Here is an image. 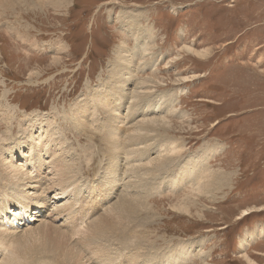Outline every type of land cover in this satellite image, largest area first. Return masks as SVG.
Instances as JSON below:
<instances>
[{
  "label": "rangeland",
  "instance_id": "obj_1",
  "mask_svg": "<svg viewBox=\"0 0 264 264\" xmlns=\"http://www.w3.org/2000/svg\"><path fill=\"white\" fill-rule=\"evenodd\" d=\"M9 1L6 2L8 4L0 5V194L7 191L5 184L14 183L6 177L7 169L3 164L5 158L9 159L6 151L15 153L14 143L22 144L27 138H38L51 128H55L58 135L65 133L64 148L73 152V156L68 154L69 150L66 152L70 161L75 160L71 164L80 170L81 175L84 172L82 177L79 174L80 184H88L89 187L93 183L98 184L101 180H97L104 175L105 159L109 154L106 128L114 125L105 120L107 114L104 112L109 110L108 106L112 109V105L103 100L101 104L105 108H100L101 104L92 101L93 98H100L97 94L100 87L117 92L124 89L125 96L129 94L127 100L131 90L137 97L141 92L154 93L155 98L151 101L157 100L159 93H170L176 99L174 107L178 113L170 118L173 127L168 134L177 145L184 147L183 158H193L205 147L214 150L216 147L218 152L209 153L208 170L233 172L236 175L229 188L217 192V200L206 193L191 196L186 190L176 191V195L181 196L176 201L159 195L152 196L149 198V210L138 215L135 220L137 224L140 222L138 225L144 223L143 226L135 223L131 225L135 227L124 231L126 242H114L112 236L105 241L114 244V249L123 246L128 248L130 245V252L141 249L139 253H150L152 256L166 252L173 246L176 248L190 243L192 255L183 264H247L243 260L245 255H249L257 264H264V0H72V4L62 10L53 8L49 0ZM125 10L141 11L143 33L145 38L150 34L155 49L143 61H134V79L121 89L118 84L114 85L118 77L112 80L118 48L123 40L125 49L128 47L129 51H134L136 46V41L126 32L129 27L120 18ZM185 44L195 50L207 51V57L201 59L184 53L181 47ZM108 78L111 81L108 82ZM119 78V81L124 79ZM183 78L189 81L181 83ZM142 81L147 83L145 90L138 85ZM160 82L162 85H157ZM82 100H87L90 110L81 119L85 123H78L76 127L69 118L84 104ZM143 105L144 102L140 103L138 108ZM125 107L127 104L122 111ZM123 113L124 116L128 114L127 111ZM98 117L104 118L106 125ZM52 118L56 124H52ZM90 122L94 123L91 125ZM125 122L123 131L128 133L132 124L128 116ZM104 129L106 134L102 133ZM158 143L159 139L150 140L149 144L154 146L152 150L161 147ZM58 144H63V139L59 138ZM122 161L124 166L126 160ZM44 162L50 160L44 158ZM123 166L118 174L123 179L110 198L111 204L125 195L124 183L129 179L123 176L127 174V171L122 170ZM86 170L93 173L88 174ZM145 171L138 172V178L142 180L146 177L150 184L148 189H151L155 182L149 176H144ZM44 172L45 175L41 174L38 180L44 179L43 184L46 182L48 185L51 177H47L50 175L47 170ZM81 185L78 188L84 193L86 186ZM10 186L14 189L12 184ZM39 188L38 185V188L28 190V196L40 197L42 194L39 193L43 190ZM82 191H79L78 197L89 198L86 193L83 197ZM164 192L169 196L175 194V191ZM46 193L42 195L47 199L46 206L41 211L31 210L32 220L22 222L18 230L25 235L28 228L37 229L45 222L48 223L43 225L47 227L46 233L38 237L36 231L31 241L20 233V236L17 235L19 242L23 241L21 244L25 250L29 249L27 247L33 250L36 244L33 241L40 242L34 251L40 247L42 250L38 253L47 249V254H42L54 264L61 261L57 256L61 255L57 252L56 255L52 247L48 249L49 243L51 245L57 237L52 236L55 233H51L53 228L58 227V231L62 232H70L72 227L82 231L86 225L98 219L97 216L107 204H103L102 208L94 207L96 212L93 217H85L90 206H84L80 216L70 222L65 216L59 218L57 214V208H61L65 201L54 207V192L49 190ZM103 193L109 196L108 191ZM68 202L74 204L75 201ZM78 204H75V211L80 207ZM181 204L190 207V212L180 209ZM13 211L16 209H10V212ZM243 211L253 213L240 221L238 218ZM11 214L7 218L12 220ZM25 224L30 226L25 227ZM13 225L16 227L17 223ZM131 234L134 239L129 237ZM138 235L140 242L137 240ZM28 241L34 246L27 245ZM68 243L64 245L66 248ZM71 244L68 246L70 250ZM241 245L246 249L243 250ZM48 250L55 257L49 255ZM38 253L31 257L40 258L42 255ZM64 259L60 264L68 263ZM30 260L31 264L36 261ZM85 260L80 261V264H90L87 258ZM126 263L123 261V264Z\"/></svg>",
  "mask_w": 264,
  "mask_h": 264
},
{
  "label": "bare ground",
  "instance_id": "obj_2",
  "mask_svg": "<svg viewBox=\"0 0 264 264\" xmlns=\"http://www.w3.org/2000/svg\"><path fill=\"white\" fill-rule=\"evenodd\" d=\"M6 2L10 3L11 1L0 0V5L2 6ZM49 4H51L53 8H55L56 10H60V9L62 10L64 8L69 7L72 4V0H49ZM140 15L142 16L141 11L132 12L125 10V12H122L120 16V18L124 19L123 23L129 27L127 28L126 32H129L130 34L128 35H130L133 38V40L136 41L135 43L136 46L134 51H129L128 47H126L127 50L125 49L124 46L125 40L122 41V45L120 46V48H118V54L115 58L116 62H114L116 66L112 70L114 71V76L112 80L118 77L116 79L117 82L114 85L116 86L118 84L121 89H123L124 86L126 87L129 83H131V80L134 79L133 77L135 73L133 74V72L134 70H136V69L133 70L134 61L135 60L137 61V59L143 61L145 59L144 57L150 55L152 51L155 49V46H153V43L151 42L152 38L149 33L147 35L149 37L145 38V35L143 33L145 30L142 28V24L140 23V19H141ZM181 49L183 50L184 53L192 57L201 58V59H205L208 54L207 51L205 50L203 51L195 50L193 47L187 46L186 44L183 47H181ZM55 59L57 61V58ZM37 75H39V77L41 76L40 74ZM29 76L31 77V75ZM119 77H123L124 79L121 78L122 81H119L120 79ZM126 79L127 82L123 83V81ZM151 80L152 79H150V81ZM109 81L111 80L108 78V82ZM187 81H189L188 78L181 79V83ZM160 84L161 82L157 85L160 86ZM138 85L141 89L145 90V85L147 86V83L142 81ZM175 85H177L176 82ZM100 88L101 90L98 91L97 93L99 94L100 98L97 100L93 98L92 101L93 102L96 101V103L94 102L95 104H101V101L105 100L112 105V109L110 106H108L109 110L104 111L106 112L105 114H107L105 120L110 124L113 123L115 126L110 125V127L106 128L108 130L107 138H106L108 141L107 147H109V151L107 152H109L110 157L108 154L107 155L108 158L105 159L106 169L104 168L103 171L104 175L102 179L99 178L97 180V181L101 180L100 182H98V184L94 185L93 183L91 187L87 186L88 184L87 185L80 184L82 182V181H78L80 177L79 176L80 170L76 169L73 163L71 164V162L72 161L74 162L75 160L70 161L71 158H69L66 153L68 152L69 149L67 147H66L67 149L64 148L65 145L64 141L66 139V138L64 139L65 133L62 135H58V132L54 130L55 128L54 129L49 128L50 129L49 131L45 132V134H40L38 138L37 137L35 139L31 137H30L31 139L27 138L26 139L27 141L22 144L14 143L16 146V148L14 149L15 153L6 151V153L9 154V159L5 158L3 164L5 169H7L6 177L14 182V183L10 182V184L14 186V189L10 188L11 187L10 184H5V190L7 191H4L0 194V264H31L32 261L30 259L36 260V261L33 260L34 261L33 264H51L52 260L50 259L48 261L47 259H45L46 256H43L42 254V253L47 254L45 252L47 249H45L44 252L41 251L38 253L39 250H42L40 249L41 248L40 247L39 250L34 251L35 248L38 249L37 247H39L40 242L38 243L36 241L35 242L33 241V243L37 244V245L35 244V246L37 247L33 245L34 248H32L33 250L31 251L34 252H32L31 254V251L29 250L30 247H27L25 245V247L29 248L25 250L23 247L24 245L21 244L23 241L19 242L20 241L19 236L20 234L22 235L23 233L18 232L19 227L23 225L22 222H25L26 220L27 221L32 220L31 215H33V212L31 214V210L41 211V209H43V207L46 206L47 199L46 197L44 198L42 195H45V193L48 192L49 190L54 192L52 198V202L55 201L53 202L54 207L57 204L65 201L64 204L61 206V208H57V214L58 216H60L59 218L65 216L67 218L66 220H69L70 222L71 220H75L77 216H80V213L85 209L84 206L85 207L90 206L88 207V212L85 214V217H88L90 215L92 216L95 214L96 208L94 207L99 206V208H102L103 204H107V206H105V208L103 209V212L99 215L97 214L98 219H96L95 221L93 220V222L86 225V227L82 231L78 230L79 228L76 229L72 227L71 230L69 229L70 232L69 231L62 232V231H58L57 226H56L57 228L55 227L56 229L53 228V230L51 229L52 231L50 230L51 233L55 232L54 234L52 233L53 235L52 234L50 235L52 236L57 235V237L54 241L51 239L53 243H51V245L49 243L48 249L52 247V251L53 252L55 251V254L56 252L60 254L61 256L57 254L56 255L61 258V261L62 258H65L67 259L69 264H80V261H82L83 259L84 261H86L85 258H87V261L88 262L90 261V264H123V261L127 262L126 264H175V263L183 264L185 263L184 262L185 259L186 260L190 259V256L192 255V248H190L188 245L190 243L181 245L180 247L178 246L176 248H174L173 246V248L171 247V249L168 248L169 250L166 252H163L161 254L156 253L157 255L152 256L150 255V253L149 254L147 253L141 254V252L139 253L138 251H140L141 249L136 252L135 251L130 252V248H129L130 245L128 246L129 249L126 248L125 246H123L124 248L122 247L120 249L118 248L114 249L112 248V245L114 244L106 242L105 239L112 236L111 239L114 242L117 241L126 242L127 236L123 235V232L129 230L132 227H135L131 225H135V223L138 222V221L135 222L137 216L149 210L148 209L149 198L151 199L152 196L159 195L162 198L165 197L167 200H171L173 198V201L174 200L176 201L177 199H179V197H181L176 195L177 194L176 191L181 192L182 190H186L189 194H191V196L194 194L199 195L206 193L208 195H211L212 198H215L217 200V192H222L224 189H226L230 185L236 173L208 170L207 163L209 158H211L209 156L210 155L209 153H211L212 151L218 152L219 149H217L216 147L215 150L214 148L208 149L205 147L206 148V149L204 148L205 150L202 149L203 151L195 154L193 158H191V156L187 157L186 159L183 158V154L185 152L184 147L181 145H177L176 141L171 139L172 137H170L168 134L173 127V123L171 122L170 118L173 117V114L178 113L177 109L174 107V104L176 103V99L174 95H170V93L169 94L159 93L157 94L158 95L157 100L154 99L151 101L152 98H155L154 93L147 92L143 94L139 90L142 94L140 93V95L137 97L132 94L133 91L131 90V93L129 92L130 98L127 100L126 98L127 95L129 94L126 93L125 96L124 89L121 91L120 89L119 90L117 89L118 90L117 92L115 90L111 91L110 88L109 90H107V88L104 86ZM134 99L137 100L134 101ZM82 102H84V104L78 107L75 110V113L73 115L71 114L72 116L69 118V120L73 122L75 125L81 123L82 122L81 119L83 117H86V115L90 110V105L88 106L89 103L87 102V100L84 101L82 100ZM142 102H144L143 107L138 108V105H140V103ZM125 104H127L128 107V108L125 107L124 109V111H127L128 113L126 114V116H124L123 113L124 111H122ZM104 106L101 104L100 108L101 107L105 108ZM166 114H168V116ZM127 116L132 124L130 129H128V133H125L123 131V126L126 124L125 121L127 120ZM183 117L184 116H182V118ZM53 119L54 118L51 119L52 124H56ZM98 119L103 120L104 118L98 117ZM92 120H96V119H92ZM93 123L94 122H92V124ZM84 128L87 129L86 126ZM84 128L82 130H85ZM104 131L105 132L102 133L106 134L105 129ZM52 132L54 133V135L52 134ZM48 133L50 134V136ZM59 138L63 139V144L56 145L57 140H59ZM152 139L155 140L159 139L158 144H160L161 147L159 149H156V151L152 150L154 146H151V144H149L150 140ZM167 139H169V141ZM53 143L55 145H53ZM23 151H28V152L24 153ZM72 153L69 150L68 154H71L73 156ZM13 154L16 155L14 156ZM154 154L157 155H155L154 157L153 156ZM44 158L50 160V162H44ZM182 158L183 161L178 165L180 159ZM188 158L189 160L187 161ZM15 159L17 161H14ZM123 159L126 160L124 166L122 165ZM27 166H30V169H27ZM121 166H123L122 170L127 171V174L123 176L125 177V179L126 178L129 179V181L124 183L126 187L123 190L125 192V195L119 200L115 201L113 204H111L110 198L114 195V193H116L115 190L121 184L120 182L123 179L122 176L120 177V175H118ZM145 169H148V171L146 172ZM45 170H47L50 174L49 176L47 175V177H51L50 180L48 181V185H46L47 184L46 182L43 184L44 179L38 180L41 174L45 175L44 172ZM142 170L146 172L144 176L146 175L149 176L150 179L153 182H155L153 188L148 189L150 184L146 181V177L142 180H139L138 172L141 173ZM87 173L91 174L93 172L88 170ZM172 173L175 174L171 175ZM130 180H133V182H131ZM35 183L39 185L40 187L39 189L43 190V192L39 193L42 194L40 197L37 196L36 198H31L28 196V190H33L35 188H38V185H33ZM79 185H81V187L86 186L84 187V193L82 190H79L80 189L78 188ZM98 185L100 186V188ZM43 186H45L44 189H42ZM95 186L97 188H95ZM165 190L167 191L169 190L171 191V193L172 191L173 192L175 191L174 192L175 194L169 196L168 194H166L167 192H164ZM79 191H82L81 195H83V197L85 193L88 195L89 198L93 196L91 201H88L89 198H85V197L81 198L80 196L79 197L81 199H79L78 195L81 193ZM104 191H108V195H109L108 197L103 193ZM29 195L32 196L30 193ZM70 200H73L76 203L74 202V204H72L73 202L72 203L68 202ZM188 202H189V198H188ZM188 202L187 205H189ZM78 203L80 204V207L78 208V210L75 211L74 210V207L76 206L75 204ZM187 205L181 204V208L180 207L179 208L189 213L190 207H188ZM10 209H16V211L10 212ZM253 211H243V214L240 215L238 219L241 221L242 219L247 218L251 213H253ZM10 213H12L11 214L12 220L7 218V215ZM14 213H18V214H14ZM144 221L145 220H143V222ZM14 223H17L16 227L13 225ZM44 223L43 225H48V223L47 224ZM138 224L137 226L140 225L143 226L142 224L144 223L141 222L140 225ZM41 225H39L40 227L38 226L37 229L34 228V230L28 228L29 230H27V232H25L26 229H23L25 235L22 236H26V239L31 241L33 240L32 236L34 235V233L36 234V231L39 234L38 237H40V234L44 235L46 233L44 231H47V227ZM28 226L30 225L28 224L25 227ZM11 227H15V228H11ZM56 232L58 233L56 234ZM17 234H19V236ZM16 235L18 237H16ZM76 237H78L77 238L78 240L74 239ZM129 237L131 239L132 238L134 239V235L132 234L131 236L129 235ZM138 237L139 235L137 236V240L138 242H140L139 241L140 239ZM23 238L21 240H23ZM72 239H74L73 243H72ZM65 240H67L66 241L67 243L69 241L68 246L72 243L70 247L71 250L68 249V246L67 248L66 246H64L66 243ZM28 243L29 241L26 244L28 245ZM31 243H29V245ZM58 243L60 244L58 245ZM123 244H117V245H123ZM140 246H142L141 243ZM241 246L243 250L246 249L245 246L243 245ZM27 251H30L29 254L27 253ZM53 252L51 253L50 251L49 255L53 254L54 256ZM37 253L41 254L42 256L41 257L40 255L37 256L40 258L31 257L32 255H34L33 257H35V254ZM248 256L245 255L243 258V260L247 264H257ZM146 258L149 259L147 260ZM103 259L104 262H102ZM54 260L56 261V258ZM60 262L56 261L57 264H60ZM56 263L54 262V264Z\"/></svg>",
  "mask_w": 264,
  "mask_h": 264
},
{
  "label": "trees",
  "instance_id": "obj_3",
  "mask_svg": "<svg viewBox=\"0 0 264 264\" xmlns=\"http://www.w3.org/2000/svg\"><path fill=\"white\" fill-rule=\"evenodd\" d=\"M246 219V218H245Z\"/></svg>",
  "mask_w": 264,
  "mask_h": 264
}]
</instances>
